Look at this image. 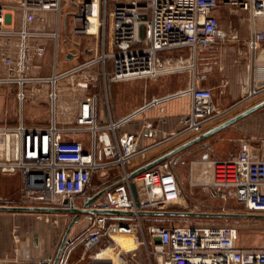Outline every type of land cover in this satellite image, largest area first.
Returning <instances> with one entry per match:
<instances>
[{
    "label": "built area",
    "instance_id": "built-area-1",
    "mask_svg": "<svg viewBox=\"0 0 264 264\" xmlns=\"http://www.w3.org/2000/svg\"><path fill=\"white\" fill-rule=\"evenodd\" d=\"M62 0H22L19 7L0 4V86H15L21 108L31 92L46 96L53 118L47 128H30L23 121L16 128L0 129L15 132L20 138V157L0 164L3 171H21L26 184L20 199L29 205L59 208L66 200H74L76 207L104 191L90 206L92 209L125 210L133 216L87 215L92 234L86 240L88 249L98 247L103 240L114 242L113 234L135 235L136 222L145 216L139 211H165L169 204L183 197L180 182L172 171L160 164L131 178L157 145L141 146L145 132H122L121 122L111 111L108 84L112 80H126L149 76L163 71L191 67L194 80L187 93L191 109L181 118L183 128L161 143L181 139L185 144L215 128L225 111L215 103L214 90L202 82L206 75L198 70L199 58L212 53L221 42L239 38L230 28L222 30L217 11L229 8L232 12H247L255 24L264 17V0H90L76 3L75 20L82 26L77 34L90 33V16L99 19L105 28L103 54L51 77L32 76L28 66L47 53L42 39L59 41L61 32L42 30L47 14L61 15ZM15 11H21L22 26H15ZM96 34V35H99ZM249 48L252 52V75L245 84L243 98L235 108L264 94V31L254 29ZM187 50L186 58L176 55ZM102 66L100 72L92 70ZM106 85L105 103L100 101V78ZM72 95L76 126L61 127L57 111L65 88ZM101 102V103H100ZM71 108V107H70ZM104 108L105 118L101 119ZM144 129L156 133L152 121H145ZM87 134L88 138H77ZM72 138L68 139L66 136ZM107 136L106 139H102ZM212 166L214 175L201 185L210 186L224 200L232 195L248 214H264V138L242 139L235 155L229 159L216 158L204 162ZM120 172L111 175L110 171ZM100 176L95 186L93 180ZM137 185L140 205L137 206L131 183ZM83 205H77V200ZM3 199L0 197V203ZM135 222V223H133ZM148 233L152 240L143 241L152 264H264V248L244 247L240 244L237 227L192 225H153ZM151 245H153L151 247Z\"/></svg>",
    "mask_w": 264,
    "mask_h": 264
},
{
    "label": "crops",
    "instance_id": "crops-1",
    "mask_svg": "<svg viewBox=\"0 0 264 264\" xmlns=\"http://www.w3.org/2000/svg\"><path fill=\"white\" fill-rule=\"evenodd\" d=\"M21 2L22 0H0V4L12 7H19ZM226 9L221 8L217 11L221 23L220 27L226 32L233 28L238 33L239 38L230 42H221L213 48L212 53H207L203 57V60L207 58L216 60L215 63L219 68V72L215 74L214 79L208 80L206 78L202 82L205 87L214 90L215 103L220 110L226 112L221 117L218 125L264 101L263 96H260L259 99L247 102L248 104L234 107L243 98L245 84L250 80V77H253L251 69L252 52L249 48V40L254 29L264 31V17H257L253 25L250 14L246 13V18L242 19L241 25L235 26L233 23H229L227 27H224L222 20L227 13ZM233 13L242 12H232L230 14ZM22 17L21 11H15L14 24L17 29L22 26ZM247 21L249 23L245 25ZM41 29L45 31L59 29L60 32H65L67 19L66 17L65 19L60 18L55 28L47 29V26L44 25ZM41 41L47 45V53L37 57L28 66V73L32 76L51 77L55 72L60 73L69 70L86 60L94 58V53L90 55H93V57L85 56L82 58L83 53L93 51L88 47L84 52L80 48L75 50L73 47V49L64 53V47L61 45L60 40L56 41L48 38ZM69 42H71V39L67 43ZM176 55L183 58L189 56L187 50L177 52ZM203 64L201 63V65ZM201 68V66L198 67V70H202ZM3 69V65L0 64V70ZM193 80L194 71L191 67H187L180 70L158 72L149 76L109 82L108 94H110L109 87L114 93L112 105L110 104L111 111L114 118L121 122V131L139 133L145 131L140 142L143 147L160 143L149 152L146 160L135 162L132 168L144 163H147L146 165L151 164L181 146V139L169 143L161 142L183 128L181 118L190 113L191 96L187 91L192 86ZM128 83H132L136 88L133 103L126 106L129 95L124 92L123 88ZM68 85L69 82L63 84L65 90L61 106L57 111L58 122L64 128L76 126L74 116L77 109L73 108L72 95L69 92ZM48 89V86H44L42 92L34 94L31 92L30 98L21 108L16 96V87L0 86V129L16 128L21 121L30 128H47L53 118L52 105L46 96ZM6 98L11 100L8 105L5 103ZM128 102H131V100ZM243 107L247 108L241 109ZM65 110H70V114L65 113ZM104 118L105 111L102 108L101 119ZM147 120L154 123L156 133L151 134L144 129ZM258 120L262 121L260 116ZM258 120L255 123H258ZM262 132L264 133V126ZM66 137L68 139L72 138L70 135ZM77 138H88V135L82 134ZM19 157L20 138L18 134L7 131L0 132V164L16 161ZM25 184L26 177L21 171H3L0 167V197L3 199L0 206H31L20 199ZM72 219L68 218L65 213L46 214L0 210V264H54ZM90 228L88 218L78 221L70 234L71 243L65 249L59 264H141L135 259L141 256L138 249L133 252V260L126 262V255L129 253L118 250V243L115 240L114 242L103 240L98 247L88 249L86 240L92 234ZM106 244L112 246L105 248ZM105 253H107L106 257Z\"/></svg>",
    "mask_w": 264,
    "mask_h": 264
},
{
    "label": "rangeland",
    "instance_id": "rangeland-1",
    "mask_svg": "<svg viewBox=\"0 0 264 264\" xmlns=\"http://www.w3.org/2000/svg\"><path fill=\"white\" fill-rule=\"evenodd\" d=\"M90 0H62L61 5V19H67V29L65 32H61L60 42L64 47V53L73 49H79L84 52L88 47L93 50L91 52H85L82 58L85 56H90L94 53V57L103 54L104 51V33L105 28L102 26L100 28L99 35H87V34H77L75 30L82 26L81 22L75 20V15L77 13L76 3H82ZM227 13L223 16L222 24L227 27L229 23L236 25H241L242 19L246 18L247 12L233 13L232 10L227 8ZM235 12V10H234ZM59 14L49 13L47 14V29L55 28L57 25ZM59 18V19H60ZM249 22H245L247 25ZM71 39V42L67 43ZM210 54V53H209ZM189 55V52H188ZM216 60L212 58H207L203 60V57L193 65L197 67H202L201 73L206 74L208 80L214 79L215 74L219 72V68L215 63ZM201 63H204L201 65ZM206 67L205 69H203ZM102 70V66L93 69L92 71L97 73ZM204 71V72H203ZM128 80V79H126ZM128 87H124L123 90L129 95L127 97V105L133 103V96L135 92V86L132 83L125 84ZM98 96L100 101L105 103V80L103 77L100 78V86L98 89ZM110 101L112 105V98H114V93H112L110 87ZM263 96L264 95H260ZM259 96V97H260ZM259 97L255 98L259 99ZM7 100V98L5 99ZM131 100V102H128ZM11 100H7L5 103L9 104ZM253 102V101H252ZM257 102V101H256ZM101 103V102H100ZM255 103V101H254ZM248 104V103H247ZM243 107L241 109H245ZM65 113L70 114V110H65ZM68 114V115H69ZM262 121L258 120V117ZM258 120V123L255 121ZM241 127H240V126ZM219 126V125H217ZM215 126V127H217ZM264 126V108L253 113L250 117L243 119L239 123L232 125L231 127L221 131L220 133L210 137L204 143L207 148L199 149L198 145L194 149H190L182 152L180 155L169 159L162 164L164 165V170L172 171L179 179L180 186L182 189L183 197L181 200L169 204L165 211L174 212H228V213H239L246 214L242 205H240L237 200L230 195L227 200H224L218 195V193L213 190L210 186L201 185L205 179H210L214 175V170L212 166L203 164L204 162L211 161L213 155L216 158L229 159L232 155H235L240 147V140L242 139H260L264 138V133L262 128ZM242 128V129H241ZM202 144V143H201ZM199 144V145H201ZM190 151H192L190 153ZM205 155H208L205 158ZM119 169L111 170L112 176L119 173ZM101 181L100 176H95L93 184L97 186ZM77 205H83V202L79 199L77 200ZM64 214V213H58ZM68 218H73L74 214L65 213ZM87 215H81L80 220L86 219ZM70 221V219H68ZM85 223V222H84ZM135 223V222H133ZM86 224V223H85ZM137 227L135 232H137V238L135 235H124V234H113L112 239H114L118 244V250L122 252H128L126 256V262L133 260V252L138 249L141 256L135 258L141 264H152L147 252V246L143 244L144 240L151 242L152 237L148 233V230L153 225H166V226H192V225H211V226H235L240 231V244L244 247H256L264 248V218L258 219H226V218H213V217H184V216H145L140 222H136ZM107 243V242H106ZM110 245V244H109ZM108 244L105 248H109ZM153 245H151L152 247ZM107 253H105V257ZM112 256V255H111ZM111 258V257H110Z\"/></svg>",
    "mask_w": 264,
    "mask_h": 264
},
{
    "label": "water",
    "instance_id": "water-1",
    "mask_svg": "<svg viewBox=\"0 0 264 264\" xmlns=\"http://www.w3.org/2000/svg\"><path fill=\"white\" fill-rule=\"evenodd\" d=\"M264 108V101L249 108L248 110L242 112L241 114L235 116L234 118L228 120L227 122L209 130L205 134L185 143L181 146H178L174 150L165 154L161 158L157 159L155 162L146 165L143 168H140L132 173L131 178L138 176L139 174L147 171L148 169L155 167L165 161H167L171 157H175L180 155L182 152L194 149L196 145H198L199 149L207 148V145L204 143L210 137L220 133L221 131L231 127L237 122L245 119L251 114L257 112L258 110ZM102 139H108L107 136H103ZM202 143V144H201ZM201 144V145H199ZM192 151H190L191 153ZM208 155H205L207 158ZM132 193L135 199L137 206L140 205V198L137 185L132 182L131 183ZM104 194V191L99 192L97 195L89 199L85 203L84 208H78L75 205L74 200H66L64 207L53 208V207H44V206H0V210L4 211H15V212H35V213H69L74 214V217L68 227V230L64 236L59 254L55 260L54 264H59L62 258V255L67 248V246L71 243L70 234L75 227V225L80 220L81 215H115V216H133L136 215V212L133 211H125V210H103V209H92L90 206L100 198ZM139 215L142 216H184V217H213V218H226V219H258L264 218V214H239V213H226V212H174V211H139Z\"/></svg>",
    "mask_w": 264,
    "mask_h": 264
},
{
    "label": "bare ground",
    "instance_id": "bare-ground-1",
    "mask_svg": "<svg viewBox=\"0 0 264 264\" xmlns=\"http://www.w3.org/2000/svg\"><path fill=\"white\" fill-rule=\"evenodd\" d=\"M88 28L91 34H99V19L94 16H90Z\"/></svg>",
    "mask_w": 264,
    "mask_h": 264
}]
</instances>
